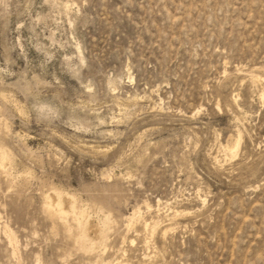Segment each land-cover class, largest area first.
<instances>
[{"label": "rangeland", "instance_id": "1", "mask_svg": "<svg viewBox=\"0 0 264 264\" xmlns=\"http://www.w3.org/2000/svg\"><path fill=\"white\" fill-rule=\"evenodd\" d=\"M263 93L264 0H0V264H264Z\"/></svg>", "mask_w": 264, "mask_h": 264}, {"label": "bare ground", "instance_id": "2", "mask_svg": "<svg viewBox=\"0 0 264 264\" xmlns=\"http://www.w3.org/2000/svg\"><path fill=\"white\" fill-rule=\"evenodd\" d=\"M258 70V69H257ZM256 84V83H255ZM263 88V87H262ZM264 94V93H263ZM264 96V95H263ZM261 97V96H260ZM237 98V97H236ZM263 98V97H262ZM264 99V98H263ZM234 100V99H233ZM236 100V99H235ZM235 102V101H234ZM230 103H231V101H230ZM236 105V104H235ZM238 108V107H237ZM239 141H238V144L236 145V150H232V149H230V157L232 156V157H235L236 156V154H237V149H238V146H239ZM227 148V147H226ZM239 150V149H238ZM1 152V151H0ZM1 160V159H0ZM1 162H2V160H1ZM6 162V161H5ZM54 192V191H53ZM74 198H72V197H69V196H67V195H62L61 193H58L57 191H55L54 193H51L47 198H46V203H44L45 204V210H46V213L51 217V218H54V219H57V220H59V219H62V218H64V216H66L67 214H68V211H66L65 209H64V203H68L69 204V206L72 208V210L74 211V209H76L75 208V201L73 200ZM145 206H146V208H147V210H151L153 207H152V205L151 204H149V203H146L145 204ZM159 207V206H158ZM82 209V208H81ZM158 209V208H157ZM160 211V210H159ZM176 212V211H175ZM175 212H173L174 214H177V213H175ZM79 213V212H78ZM138 214H139V211L138 210H135V211H133V213L129 216V217H127V223H128V225L130 226V225H132L133 223H134V221L138 218ZM72 216H74V215H72ZM67 217V216H66ZM76 217H77V215H76ZM75 218V217H74ZM85 213H83V212H80L79 213V216L77 217V220L78 221H80L81 219H83V220H85ZM75 220V219H74ZM76 220V221H77ZM64 221V220H63ZM82 221V220H81ZM86 221V220H85ZM85 223V225H84V227H85V229L88 231V232H90L89 230H90V228L88 227V225H87V221L86 222H84ZM150 223V222H149ZM148 223V224H149ZM76 224H77V222H76ZM80 225L82 224V223H79ZM146 223H145V221H144V225H145ZM78 225V224H77ZM150 225V224H149ZM148 225V226H149ZM82 226V225H81ZM79 227V226H78ZM154 227V226H153ZM3 229H4V234L6 235V237L8 238V240H9V242L10 243H12V245H13V251H12V254H13V256L14 257H16L17 256V242H16V238L14 237V235H13V233H12V231L8 228V226H4L3 227ZM93 234H95V235H93ZM93 236H96V238L98 237L99 239L100 238H102V234H101V230L97 227V226H95V230L93 229ZM104 234V233H103ZM167 234V233H166ZM79 235V234H78ZM77 235V236H78ZM76 239V238H75ZM84 239V238H83ZM103 239V238H102ZM104 240V239H103ZM93 241V240H92ZM83 242V241H82ZM89 243V242H88ZM103 243V242H102ZM84 244H86V243H84ZM93 244H91V246H92ZM80 250V249H79ZM85 250V249H84ZM92 250V249H91ZM83 251V250H82ZM88 251V250H87ZM87 251H84V252H87ZM98 251V250H97ZM96 261V260H95ZM103 262L104 261H99L98 262V264H103ZM120 262H122V261H120ZM97 263V262H96ZM111 263V262H110ZM110 263H108V264H110ZM113 263V262H112ZM111 263V264H112ZM117 264H118V262H116ZM115 263V264H116ZM121 264V263H120ZM124 264V263H123Z\"/></svg>", "mask_w": 264, "mask_h": 264}]
</instances>
